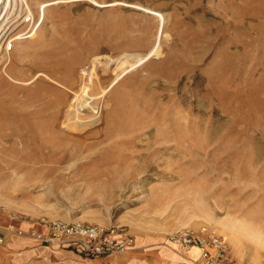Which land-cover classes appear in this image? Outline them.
<instances>
[{
  "label": "rangeland",
  "instance_id": "374dc122",
  "mask_svg": "<svg viewBox=\"0 0 264 264\" xmlns=\"http://www.w3.org/2000/svg\"><path fill=\"white\" fill-rule=\"evenodd\" d=\"M4 5L0 218L214 232L264 264V0Z\"/></svg>",
  "mask_w": 264,
  "mask_h": 264
},
{
  "label": "built area",
  "instance_id": "2783aa9c",
  "mask_svg": "<svg viewBox=\"0 0 264 264\" xmlns=\"http://www.w3.org/2000/svg\"><path fill=\"white\" fill-rule=\"evenodd\" d=\"M37 19L29 8L24 11L20 25L25 30L19 35L28 37L40 24ZM17 36L3 37L0 43L3 50H12ZM14 231L19 236L31 238L47 246L61 247L75 243L88 256L119 255L135 248L133 234L118 224L106 226L77 220L42 219L28 230L16 228ZM169 241L182 252L198 248L197 257H188L194 264H239L226 239L214 232L186 228L171 234Z\"/></svg>",
  "mask_w": 264,
  "mask_h": 264
},
{
  "label": "crops",
  "instance_id": "0c3cea01",
  "mask_svg": "<svg viewBox=\"0 0 264 264\" xmlns=\"http://www.w3.org/2000/svg\"><path fill=\"white\" fill-rule=\"evenodd\" d=\"M16 224L24 230L34 226L28 220ZM14 225L12 220L0 218V264H193L188 257L198 255L197 250L180 253L167 241L162 242L164 245L146 247L141 239H136L135 248L124 254L88 256L75 243L53 247L19 236Z\"/></svg>",
  "mask_w": 264,
  "mask_h": 264
},
{
  "label": "bare ground",
  "instance_id": "6f19581e",
  "mask_svg": "<svg viewBox=\"0 0 264 264\" xmlns=\"http://www.w3.org/2000/svg\"><path fill=\"white\" fill-rule=\"evenodd\" d=\"M4 1L5 0H0V24H1V21H2V12L5 10V8H6V5H4ZM58 1H55V2H51V3H48V4H42L41 5V9L42 10H44L45 9V7L46 6H48V5H53V4H55V3H57ZM97 4H99L97 1H95ZM144 10V9H143ZM147 10V9H146ZM149 12L150 13H153V14H155V15H158V16H160V18L163 16L162 14H161V12H158V11H154V10H149ZM44 13L43 14H41V17H38V19L37 20H39L40 21V24L42 23V20L44 19ZM163 22V21H162ZM40 24L38 25V27L40 26ZM38 27L37 28H35V30L31 33V37L32 36H34V35H36L37 34V29H38ZM149 54H152V53H149ZM147 57H148V55L147 56H145L144 58H142V59H147ZM149 58V57H148ZM4 59V58H3ZM6 59V58H5ZM0 60H1V58H0ZM4 61V60H3ZM3 61H2V63H3ZM142 61V60H141ZM140 61V62H141ZM139 62V63H140ZM0 64H1V62H0ZM132 69V68H131ZM130 69H127L126 71L128 72ZM125 71V70H124ZM125 71V72H126ZM124 72V73H125ZM124 73L122 72V75H121V73H120V75L114 80V83L120 78V77H122L123 75H124ZM113 83V84H114ZM167 243L172 247V248H174L175 250H177L178 252H180V253H184V252H186V253H188V252H191V250H197L198 251V253H199V250H198V248H191L190 250H187V251H184V252H181L178 248H177V246H175V245H173L172 243H170V241L168 240L167 241ZM193 263V262H192ZM194 264V263H193Z\"/></svg>",
  "mask_w": 264,
  "mask_h": 264
}]
</instances>
